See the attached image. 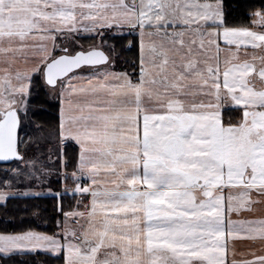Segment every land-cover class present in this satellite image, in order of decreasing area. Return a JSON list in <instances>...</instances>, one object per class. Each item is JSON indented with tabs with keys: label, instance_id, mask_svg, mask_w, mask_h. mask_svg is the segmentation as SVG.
<instances>
[{
	"label": "snow or ice",
	"instance_id": "1",
	"mask_svg": "<svg viewBox=\"0 0 264 264\" xmlns=\"http://www.w3.org/2000/svg\"><path fill=\"white\" fill-rule=\"evenodd\" d=\"M0 264H264V0H0Z\"/></svg>",
	"mask_w": 264,
	"mask_h": 264
}]
</instances>
